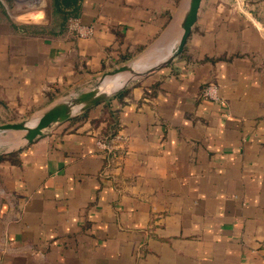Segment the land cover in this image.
Here are the masks:
<instances>
[{
    "label": "crops",
    "instance_id": "crops-1",
    "mask_svg": "<svg viewBox=\"0 0 264 264\" xmlns=\"http://www.w3.org/2000/svg\"><path fill=\"white\" fill-rule=\"evenodd\" d=\"M188 1L0 0V116L178 34ZM122 93L0 159V264H264V0H203L181 58Z\"/></svg>",
    "mask_w": 264,
    "mask_h": 264
},
{
    "label": "water",
    "instance_id": "water-1",
    "mask_svg": "<svg viewBox=\"0 0 264 264\" xmlns=\"http://www.w3.org/2000/svg\"><path fill=\"white\" fill-rule=\"evenodd\" d=\"M202 2L203 0L188 1L187 9L181 23V32L178 40L176 41V46L166 59L155 64H151L147 68L138 71H136L133 67L135 62L121 66L113 72L103 74L99 83L92 89L71 97L63 98L53 103L33 121L0 125V135L11 132L25 133L21 142H0V148L8 147L9 152H13L31 144L46 130L50 129L54 125L66 122L78 114H81L99 104L110 101L113 97L122 93L139 80L172 65L176 60L181 58L184 53L188 38L197 23ZM162 40L163 39L160 41ZM127 72L132 73V75L122 85L111 90L106 88L105 83L108 78Z\"/></svg>",
    "mask_w": 264,
    "mask_h": 264
},
{
    "label": "rangeland",
    "instance_id": "rangeland-1",
    "mask_svg": "<svg viewBox=\"0 0 264 264\" xmlns=\"http://www.w3.org/2000/svg\"><path fill=\"white\" fill-rule=\"evenodd\" d=\"M6 1L8 2V4L11 7V12L13 14L17 15L18 17H20L22 20L25 19V18L28 19L29 17H27V15L29 13H31V12H33L32 13V16L30 15L32 17V19H36L42 13L41 12L42 11V6H40V1L41 0H6ZM210 1H212V3H219L220 2L222 4H234V3H236V0H210ZM52 3H53V0H52ZM52 9H53V7H52ZM17 10H19L20 12L17 13ZM27 10H28V12H27ZM180 32H181V25L178 28V34L173 33L171 35V33H169L168 36H164L162 38L164 41L163 40L160 41L161 40L160 39V40L154 42L151 46H148L147 48H145L142 52H140L139 54H137L135 57L131 58L130 60L124 62L123 64H121V65H119L117 67L112 68L111 70H109L108 72H105V73L113 72L116 69L120 68L121 66H124V65H127V64H130V63H133V62H136L138 59H140V58H142L144 56L146 57L148 54L153 53L154 50H157L159 47H160L159 49H163V51H162L163 53L162 54H166V57L164 58V59H166L167 58V55L170 52H172V50L176 46V41L179 38ZM172 36L175 37V38H173ZM147 67H145V68H147ZM169 67L170 66H168L166 68H169ZM120 75L121 74L108 78L107 81H106V83H105V85H107L106 88H116V87L120 86L116 82L117 78ZM102 76H103V74L100 75V76H98V77L93 78V80L90 81V82H87V83L82 84V86L79 87V88H77L75 91L72 90V89L71 90L68 89L67 92H66V94L64 96L59 97L55 101H52L51 102V105L53 103H55V102L63 99V98L71 97L73 95L79 94V93L84 92V91H87L89 89H92L94 86H96L99 83V81H100V79H101ZM46 109L47 108H41V109L35 110L32 113H27V114H23V115H15V116L8 117V118H5V117L3 118V117L0 116V125L9 124V122H7L9 119L10 120H13V121H16L17 123L33 121L34 119H36L37 117H39ZM81 114H84V113H81ZM81 114L76 115L71 120H73L74 118H77V117L81 116ZM55 126H57V125H54V127H51L50 129L55 128ZM50 129H48V130H50ZM24 135H25V133H22V132L4 133V134L0 135V142H3V143L21 142L22 139H23V137H24ZM16 151H13V152H16ZM9 153H11V152H9L8 147H1L0 148V156L1 155L5 156V155H7Z\"/></svg>",
    "mask_w": 264,
    "mask_h": 264
},
{
    "label": "built area",
    "instance_id": "built-area-1",
    "mask_svg": "<svg viewBox=\"0 0 264 264\" xmlns=\"http://www.w3.org/2000/svg\"><path fill=\"white\" fill-rule=\"evenodd\" d=\"M69 29L80 38L90 37L94 33V29L92 27H86L82 25L77 19H71L69 21ZM204 96L211 100H219L217 87L213 85L207 86L204 89ZM99 145L102 148H106V140H104L103 142H99Z\"/></svg>",
    "mask_w": 264,
    "mask_h": 264
},
{
    "label": "bare ground",
    "instance_id": "bare-ground-1",
    "mask_svg": "<svg viewBox=\"0 0 264 264\" xmlns=\"http://www.w3.org/2000/svg\"><path fill=\"white\" fill-rule=\"evenodd\" d=\"M173 37V36H172ZM175 38V37H173ZM163 47V46H162ZM160 48V47H159ZM157 49V50H154L153 53L151 54H148L146 57H142L140 59H138L134 64H133V67L135 68L136 71L138 70H143V68L145 69V67L147 66H150L151 64H155L157 62H159L160 60H164V58L166 57V54H162L163 52V49ZM173 49V48H172ZM171 53V52H170ZM169 53V54H170ZM168 54V55H169ZM167 55V56H168ZM132 75V73L130 72H127V73H123L121 74L116 82L117 84L119 85H122L128 78H130V76ZM116 84V85H117ZM109 85V84H108ZM114 85V84H113ZM107 86V85H106ZM113 88H108V90H111Z\"/></svg>",
    "mask_w": 264,
    "mask_h": 264
},
{
    "label": "trees",
    "instance_id": "trees-1",
    "mask_svg": "<svg viewBox=\"0 0 264 264\" xmlns=\"http://www.w3.org/2000/svg\"><path fill=\"white\" fill-rule=\"evenodd\" d=\"M56 1H57V0H56ZM209 85H211V84H207V85H205L204 87L206 88V87L209 86ZM123 94H124V93H120V94L117 95V96L120 97V96H122ZM107 104H108V102L104 105L105 108L107 107ZM88 114H89V111H87L86 113H84V114H82L81 116L77 117L76 119H81V118L87 116ZM76 119H73L72 121H75ZM5 156H6V155H5ZM5 156L1 155V156H0V159H4Z\"/></svg>",
    "mask_w": 264,
    "mask_h": 264
}]
</instances>
